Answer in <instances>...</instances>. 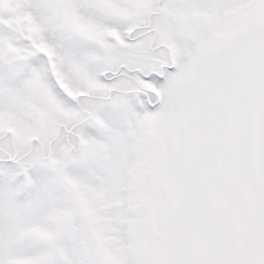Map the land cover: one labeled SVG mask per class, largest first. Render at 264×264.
Wrapping results in <instances>:
<instances>
[{
    "label": "snow or ice",
    "instance_id": "1",
    "mask_svg": "<svg viewBox=\"0 0 264 264\" xmlns=\"http://www.w3.org/2000/svg\"><path fill=\"white\" fill-rule=\"evenodd\" d=\"M0 264H264V0H0Z\"/></svg>",
    "mask_w": 264,
    "mask_h": 264
}]
</instances>
